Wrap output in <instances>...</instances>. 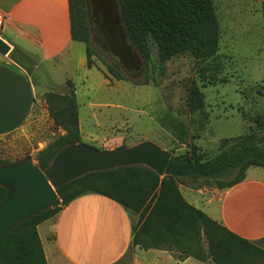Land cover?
<instances>
[{
    "label": "rangeland",
    "instance_id": "obj_1",
    "mask_svg": "<svg viewBox=\"0 0 264 264\" xmlns=\"http://www.w3.org/2000/svg\"><path fill=\"white\" fill-rule=\"evenodd\" d=\"M91 26L92 66H87L85 45L76 43L60 66L44 64L50 82L38 72L34 111L21 128L0 137L3 166H38V155L66 134L51 113L62 105L53 96L75 91L81 143L100 151L130 149L152 143L173 155L196 153L203 160L220 151L224 139L264 132V39L256 33L243 39L222 32L220 51L209 60L185 55L162 64L150 44L152 66L148 74L128 39L117 0H85ZM221 10V9H219ZM223 22V19H221ZM99 54L117 64L128 81L108 74ZM197 84L204 95L202 111L191 113L189 90ZM2 166V167H3ZM39 167V166H38ZM253 167L249 174L263 173ZM237 171L218 180H200L188 189H220L237 178ZM226 189V188H224ZM137 221V219H136ZM52 220L39 227L48 231ZM118 264H132L135 248Z\"/></svg>",
    "mask_w": 264,
    "mask_h": 264
},
{
    "label": "trees",
    "instance_id": "obj_2",
    "mask_svg": "<svg viewBox=\"0 0 264 264\" xmlns=\"http://www.w3.org/2000/svg\"><path fill=\"white\" fill-rule=\"evenodd\" d=\"M125 33L142 58L146 74L152 66L150 44L157 48L164 64L173 58L191 56L205 61L220 51L221 31L214 0H117ZM72 40L85 45L87 66H92L91 26L85 0H69ZM264 22V3L261 8ZM108 74L128 81L117 64H109L99 54ZM62 105L51 113L66 134L38 155L39 168L45 171L65 147L81 143L78 104L75 91L68 96H53ZM204 95L197 84L189 90L191 113L203 110ZM5 164L0 160V168ZM264 168V132L224 139L219 153L203 160L196 153L173 155L163 177L144 166L119 167L89 173L56 192L62 206L48 208L13 226L3 239L0 264H48L39 227L56 217L74 200L89 194L109 198L138 215L133 225L132 246L142 250L163 249L178 261L192 257L211 264H264V238L245 239L189 204L180 185L200 180H218L237 171L230 188L241 183L248 169ZM9 189L0 185V204Z\"/></svg>",
    "mask_w": 264,
    "mask_h": 264
},
{
    "label": "crops",
    "instance_id": "obj_3",
    "mask_svg": "<svg viewBox=\"0 0 264 264\" xmlns=\"http://www.w3.org/2000/svg\"><path fill=\"white\" fill-rule=\"evenodd\" d=\"M214 1L221 39L225 31L234 35L230 40L251 37L255 27L264 39V0ZM0 39L11 47L8 57L0 56L1 137L31 118L38 95L34 76L41 72L49 84L44 64L60 66L79 43L70 32L69 0H0ZM250 169L233 187H184L181 193L215 221L258 242L264 238V168L260 174H249ZM136 219L134 212L104 196L89 194L74 200L51 219L43 237L39 232L48 264H118L132 248ZM132 264L211 263L192 257L178 261L170 251L137 247Z\"/></svg>",
    "mask_w": 264,
    "mask_h": 264
},
{
    "label": "water",
    "instance_id": "obj_4",
    "mask_svg": "<svg viewBox=\"0 0 264 264\" xmlns=\"http://www.w3.org/2000/svg\"><path fill=\"white\" fill-rule=\"evenodd\" d=\"M10 51V45L0 39V56L6 58ZM172 156L149 142L114 151L74 144L62 149L45 171L30 164L1 167L0 185L9 189V196L0 204V251L13 226L40 211L62 206L56 190L67 183L92 172L128 166H144L163 177Z\"/></svg>",
    "mask_w": 264,
    "mask_h": 264
}]
</instances>
